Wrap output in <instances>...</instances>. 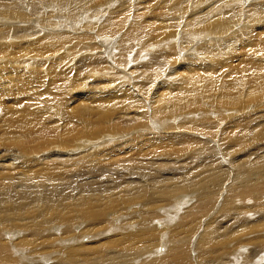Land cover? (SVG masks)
I'll return each instance as SVG.
<instances>
[{
    "label": "rangeland",
    "instance_id": "obj_1",
    "mask_svg": "<svg viewBox=\"0 0 264 264\" xmlns=\"http://www.w3.org/2000/svg\"><path fill=\"white\" fill-rule=\"evenodd\" d=\"M256 1L106 0L101 9L84 13L82 10L71 12L48 0H0L12 3L9 12L0 14V62L8 63L7 66L0 65V103L8 105L0 113V171L9 169L22 180L29 174L17 167L27 165L28 170L31 168L32 172L45 178L48 172L56 173V164L63 165L70 172L62 174L63 178L67 177L68 189L59 185L70 193L75 192L73 183L75 186H88L87 182L94 180V184H101L105 188L112 183L111 189L114 186L119 189L127 183L126 180L137 177L138 183L131 188L140 191L141 195L145 190H150L157 204L150 211L139 203H129L128 206L135 207L134 212L143 211L146 218L159 220L164 228L152 222L149 224L141 219L140 213L133 216L134 222L139 225L131 231L136 233L141 228L149 229L151 233L153 228L156 239L146 238L145 243L157 255L165 253L169 236L164 231H169L179 242L178 233L185 230L181 214L188 207V210L193 207V211L198 213L199 206L190 191L182 192L187 196L186 200L173 198L174 194L178 196L175 192L170 195L174 203L171 204L172 200L166 203L165 196L155 187V180L163 179L155 168H159L165 176H178L176 179H181L188 172V187L200 193V179L195 174L207 160L215 158L216 152H220V142H215L217 131L221 128L227 130L233 124L232 120L242 118L236 106H227L224 110L215 108L217 96L223 92L225 96L233 93L227 74L232 72L234 77L235 71H238L244 77L253 72L260 77L264 75V24L254 22L242 27V23H234L245 13L243 5L252 7ZM168 4L170 8L165 6ZM259 4L264 9V0L258 2L257 6ZM210 5L213 6L212 11L208 9V14H205ZM262 8L256 12L264 16ZM256 9L252 8L247 13H255ZM159 11L168 14L165 13L166 16L157 24L151 16ZM14 12H17L16 16H12ZM91 14L93 17H90ZM206 16L211 21L218 20L220 38L213 36L210 26H201ZM259 18L264 20V17ZM209 33L212 35L209 36ZM221 38L226 41L219 42ZM235 47L238 53L232 50ZM214 49L225 51L227 54L224 52L223 57L228 59L217 61L212 54L216 52ZM218 83L223 88L218 87ZM158 94L163 99H158ZM110 104L130 113L111 117L106 126L120 120L130 121V117L137 115L136 119L140 118L143 126L92 133L86 121H79L77 113L82 106L95 109ZM20 124L23 130L29 131L27 137L34 142H29L22 150L12 142L22 136V130L9 132ZM171 131H185L184 141L179 136L176 140L169 139ZM86 141H97V145L86 146ZM82 142L85 149L79 145ZM203 146L209 148L208 153H204ZM233 153L226 158L234 159ZM155 161L160 165L154 168ZM171 168L173 174H170ZM208 169L213 171L214 166L210 165ZM58 177L61 181V175ZM147 177L150 181H147ZM134 190L131 195L138 197ZM46 192L56 194L52 190ZM213 199L214 193L211 202L204 196L198 201L204 209H211ZM249 202L247 205L251 206L253 202ZM112 210L115 209L110 212ZM127 214L121 211L113 221H109L116 227L126 224L130 219H124V215L131 217ZM175 215H180L181 223L171 229ZM257 215H252V219ZM258 220L264 222L263 218ZM53 221H49L48 227L56 224L60 228L58 232H64L66 227L63 225V229L60 222ZM78 223L75 222L74 226L79 227L65 230L67 236L64 239L76 236L83 226L86 229H83L85 237H81L80 241H88V244L96 241L95 237L100 234L99 223L94 221L97 227L94 223ZM49 231L48 238L54 242L57 240L56 244H59L63 238L57 230ZM118 232L115 230L113 233L123 237L124 234ZM88 234L92 235L89 239ZM0 235L7 238L3 231ZM19 236H24V233ZM26 239L27 244H20L19 249L28 250L26 254L34 260H29L27 256V262L55 263L53 256L47 263L45 260L47 254L53 255V252L55 255L56 250L51 247L56 244L41 239L43 244L39 240L34 247L31 240ZM35 249L38 251L35 252ZM12 253L15 254V251ZM138 264L146 262L139 259Z\"/></svg>",
    "mask_w": 264,
    "mask_h": 264
},
{
    "label": "bare ground",
    "instance_id": "obj_2",
    "mask_svg": "<svg viewBox=\"0 0 264 264\" xmlns=\"http://www.w3.org/2000/svg\"><path fill=\"white\" fill-rule=\"evenodd\" d=\"M48 1L71 12L82 10L84 13H88L87 11L93 12L99 10L106 2V0ZM247 1L248 0H242V2L246 3ZM260 1L263 0L256 1L252 7L247 4L248 7L243 5V11L245 13L235 19L234 23H242V27L254 22H257L259 25L264 24V20L259 18L260 16L264 17L262 16L263 14L260 15L259 12H256L260 10L259 8H262L260 4L257 6V3ZM165 6L170 8L168 7L170 4ZM210 6L211 7L206 6L207 10L211 9L212 11L213 6ZM11 7L12 3L0 2V14L9 12ZM252 8L258 9L255 10V13L248 14L247 11ZM204 10L200 11L203 12ZM207 10L205 14H208L209 10ZM172 11L169 13H172ZM262 11L264 12V9ZM165 13L159 11L157 14H153L151 17L155 18V20L152 21H157L158 24L159 20H162L164 16H166ZM16 15L17 12L12 14V16ZM173 15H175V13H173ZM91 16L92 14L90 17ZM173 18L176 17L173 16ZM211 20L206 16L201 26H210V32L213 36L220 38L218 35L221 32V27L217 23L218 20ZM240 20L241 22H239ZM211 33L208 35H212ZM197 34L200 35L199 32ZM224 41H226V39H219V42ZM224 45L227 46V44ZM236 48L237 47L232 50L238 53ZM214 50L216 52L212 54L217 61H225L228 59L223 57V54L226 53L225 51L224 53L221 50ZM7 64L8 63L5 64L4 62H0L1 66H7ZM235 73L234 77H232V72L227 74L230 78L229 86L233 93L225 96L223 92L221 96H217L215 108L224 110L227 106H236L238 107V112L242 114V118L237 117L235 120H232L233 124L229 126L227 130L221 128L217 131L216 138H218L215 142H220V152H216L215 158L211 157L210 160H207V162L203 164V167L197 169V173L195 174L197 178L200 179V193L198 194L197 191L188 187V180L190 178V176H187L188 172H186L185 176L183 174V180L182 175L181 179H176L178 176L174 178L173 175L165 176L159 168H155L160 165L159 162H154L155 170L163 178L162 180H155V187L165 196L166 203H170L168 201L172 200V197L175 199L177 198L178 201L186 200L187 196L182 192L190 191L191 196L195 197L197 201L195 203L199 206L198 213L193 211V207L191 208L192 210H188V207L184 213H180L183 216L185 230L178 233L180 236L179 242L177 241V237L172 236L169 231L164 229V232H168L166 236H169L168 238L171 242L168 240V243L165 244V253L157 255V252L150 250V247H148L149 245L147 246L145 243L146 238L150 237L153 240L156 239L155 234L152 232L153 228L151 233L149 229L141 230V228H138L139 231L136 233L131 231L134 226L139 225H136L133 216H139L140 213H142L141 219H145L149 224L152 222L164 228V224L161 225L159 220L155 221L152 217L146 218L143 211L134 212L135 207L128 206L129 203H139V205H143L147 211H150L155 208V203L157 204L156 200H153V194L150 190H145L141 195L140 191L131 188L138 183L137 177L126 180L127 183L124 185L122 184L123 186H120L119 189L114 186V189L116 187L115 191L111 189L112 183H110V186L108 185L110 189L108 187V189L105 188L101 184H94V180H90L94 181L93 184L88 181V186H81L79 184L75 186L73 183L72 185L75 187V192L70 193L67 192L69 190H62L59 185L61 184L62 188L67 187L65 179L67 177H62V174L66 173V171L70 173L69 168H66V166L64 169L63 165L56 164L54 169L56 172L54 174L56 175L48 172L45 178H42L40 175L38 176L37 172H35L37 174L32 172L31 168L28 170L27 165H19L17 168H23L27 174H29L24 176L22 180L16 178L14 176L15 173L10 172L9 169L0 171V233L3 231L7 236V238H3L0 235V264H32L27 262V256L29 257V255L26 254V251L28 252V250H22L23 248L19 249V245L27 244L26 238L31 240L34 247L38 244L39 240L41 244H43L41 239L48 240L52 242L51 244H56V239H54L56 240L54 242L48 238L49 229H54V231L57 230L56 232L63 239L58 242L59 244L51 247L56 250L55 255L53 252V255H48L46 252V263L53 256L52 260L55 259L54 264H138L139 259L145 261L146 264H264V222L261 223L258 220V218L264 219V75L260 77L253 72L248 77H244L238 71H235ZM217 86L223 88L221 83H218ZM158 99H163L162 95L158 94ZM128 101H130V97H128ZM6 106L8 105L0 103V113H2V110H5ZM123 113L129 114L130 111H123L118 106L110 104L95 109L82 106V110L77 113V116L81 123L86 121L92 128V133L101 130H113L114 128L129 129L136 126H143L141 119H136L139 115L130 117V121L120 120L113 125L106 126L108 119ZM89 118H94V120ZM218 124L222 125L220 122H218ZM18 130H22V136L19 137L18 140L12 141L17 149L22 150L27 147L29 142H32V144L34 143L33 140L29 139L30 137H27L30 133L29 131L23 130L22 124L14 126L9 132ZM163 133H169V131H163ZM185 134V131H171L168 138L176 140L177 136H179L181 139L183 138L184 141ZM228 136L229 140L227 141ZM38 144L41 145L39 142ZM84 144L86 146L93 145V147H95L97 141H86ZM79 145L81 149H85V147L82 146L83 142ZM207 148L203 146L205 154L208 153L207 150L209 148ZM232 153L234 159H227L226 156L232 155ZM61 154H63V152ZM210 165L214 166L213 171L207 170ZM224 165H226L227 168H225ZM47 169L49 168L47 167ZM171 172L170 174H173L172 168ZM131 173L133 174V172ZM142 174L143 173L140 174L141 177L144 176V174ZM57 175H61L63 179V181L61 179L62 182ZM147 181H150L148 177ZM104 185H106V183H104ZM69 189L73 190V188ZM48 190H52L56 194H48L46 192ZM132 190L137 192L136 195H138V197L131 195ZM175 192L178 194L177 197L175 194H172ZM213 193L214 203L211 209H204L203 205L198 201V198L202 196L208 197L211 202ZM170 195L173 196L171 197ZM249 201L253 202L251 206L250 204L247 205ZM173 203L174 201L171 204ZM111 209L115 210L110 212ZM119 210L128 212L127 216L130 215L131 217L126 218V215H124V219L130 220H128V223L116 227L113 225L114 223L112 224L110 221H113L112 219L121 212H119ZM216 210L218 211L216 212ZM248 214L250 216H247ZM252 215H257V217L252 219ZM51 220L55 222L57 220V222L61 223V227L64 225L66 229L70 230H72L73 227H79L74 226L75 222H82L80 224H86L88 222V224H91L96 221L99 223L100 234L98 237H95L96 241L94 242L92 241L89 244L88 241L81 242L80 238L84 236L86 230L82 226V231L79 228L80 232L78 234L75 233L77 234L76 236L64 239L65 236H67L65 232L66 229L63 227V229H65L64 232L63 230L58 232L60 228L56 226V224H54L52 228H49L48 223ZM141 222L143 224V220ZM171 223V229L180 224V215H175V219ZM80 224L78 223V225ZM155 225L153 224L152 226L155 227ZM165 225L167 226V224ZM83 229H85L84 233ZM156 229H154V231H156ZM115 230H118L119 234H124L123 237L121 235L120 238L117 236L118 234H115L117 236L115 237L113 233ZM159 232L161 233L162 231L160 230ZM22 233H24V236L20 237L19 234L22 235ZM52 233L54 234L55 232ZM111 233H113L114 236ZM27 235L30 236L28 237ZM90 236L92 235L88 234L87 238ZM33 238L38 239V241ZM38 246L39 245H37V247ZM30 248H32V245ZM46 248L47 247H45V249ZM37 249H35V252L39 250ZM57 250H59L58 254ZM12 251H15V254L12 253ZM37 254H39V252ZM154 256L157 258H153ZM18 257H20V259H18ZM30 258L31 257H29V260L34 261Z\"/></svg>",
    "mask_w": 264,
    "mask_h": 264
}]
</instances>
